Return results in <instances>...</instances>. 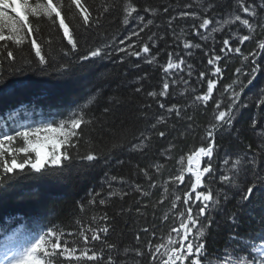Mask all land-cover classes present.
Masks as SVG:
<instances>
[{"label": "trees", "instance_id": "obj_1", "mask_svg": "<svg viewBox=\"0 0 264 264\" xmlns=\"http://www.w3.org/2000/svg\"><path fill=\"white\" fill-rule=\"evenodd\" d=\"M29 2L35 6L44 0ZM54 3L61 6L77 48L68 44L55 16L30 14L31 33L23 31L21 43L0 41V140L14 137L10 144L5 141L9 151L0 158V230L20 222L33 237L43 236L45 264H188L189 254L181 259L183 251L157 263V247L164 250L162 240L174 229L189 226L196 233L185 215L196 176L181 188L172 189L171 182L178 179L179 163H189L211 143L213 173L203 181L204 192L213 194L211 220L198 238L189 239L186 232L185 244L194 245L191 258L197 264H264L255 251L264 243V31L238 21L225 26L227 18L246 17L244 5L263 20L264 0H81L83 8L71 0ZM204 19L210 23L201 28ZM220 22L225 28L218 31ZM245 35L249 39L241 43ZM185 42L200 47L185 49ZM106 43L139 51L140 57L120 51L111 58L91 56L96 49L103 56ZM145 44L149 53L142 51ZM236 47L239 53L232 50ZM253 68L258 69L254 75ZM153 91L156 97L148 95ZM204 95L207 101L196 99ZM23 105L11 120L4 119ZM219 111L231 117L230 124L216 119ZM44 113L50 119L33 128H67L73 118H83L78 137L61 149L75 159L41 173L30 168L4 173L5 162L25 158L16 151L24 147L23 139L12 128L36 124ZM85 153L96 159L86 161ZM232 163L240 165L236 184L244 185L237 193L219 174ZM249 187L253 191L246 197ZM173 191L180 194L176 216L167 215ZM182 216L185 225L179 228ZM199 244L204 247L197 249Z\"/></svg>", "mask_w": 264, "mask_h": 264}, {"label": "snow or ice", "instance_id": "obj_2", "mask_svg": "<svg viewBox=\"0 0 264 264\" xmlns=\"http://www.w3.org/2000/svg\"><path fill=\"white\" fill-rule=\"evenodd\" d=\"M71 3L74 4L77 8H83L81 5V0H71ZM59 3H54V0H44L43 3H38L35 6L30 4L29 0H0V29L7 28L9 32H11L13 35L6 36L2 30H0V41L5 40H13L15 39L16 43L19 44L24 39L23 36L19 35V33L28 30V33H31V27L29 25V15L37 16V15H43L47 16L49 18H52L55 16L59 19V27L63 29L64 36L68 38V44L72 45V48H77V44L74 43L72 36L69 34V28L65 23V18L62 17L61 10H60ZM244 11L248 12L249 7L248 5H244ZM84 11V22L87 24L89 17L87 15V9H83ZM131 11H135V9H132ZM131 14V12H129ZM237 20L245 26L249 25V20L247 19H241L239 16H237ZM128 21L125 20V24H127ZM210 21L209 19H204L202 23L200 24L201 28H205L209 25ZM141 30H143L141 28ZM132 35H138L137 32L133 31ZM249 37L245 35L243 37V40H248ZM242 42V41H241ZM114 43V42H113ZM229 41L225 39L223 41V44L227 46ZM32 46L36 49V56L40 57L39 64H44L45 59L43 56H41V49L39 47H36L35 42L32 43ZM131 47V46H130ZM183 47L185 49H189L192 47L199 48V44L191 45L187 42L184 43ZM261 48L264 49V44L261 45ZM105 51L103 52V56H101V50L96 49L91 51V56L96 58H111V55L115 51L125 52L126 55H130L133 57H140V52L136 50L132 51H126L125 48H119L116 49L113 44L106 43L104 45ZM110 49V51H108ZM233 51L239 53L241 49L239 47H236L232 49ZM143 53H149L150 52V46L148 44H145L142 48ZM8 55H12V53H9ZM255 54H253L254 56ZM219 58L218 56L216 57ZM83 59L88 60L89 57L87 53L83 54ZM149 63L152 61L149 60ZM254 62V61H253ZM181 63H184L183 60H181ZM213 60L209 59L208 64H212ZM169 67H172L171 64H169ZM179 67V65H177ZM167 71V69H165ZM220 69H217V72H219ZM238 72H240V69H237ZM258 69L253 68L252 69V75H254ZM204 73H201V76H203ZM251 83V80L248 81ZM169 85L165 83L163 85V88L167 90ZM214 84L209 79L207 83V93L211 94L213 92ZM137 91H140L139 88L136 89ZM165 92H161L160 95H164ZM149 96L156 97V92H149ZM197 100H204L207 101L209 99L208 95L204 96H197ZM236 97H233V101H235ZM160 107L163 108L164 105L160 104ZM216 108H220V104H216ZM168 111H172L171 108L168 109ZM82 117L79 118H73L71 123L72 131H66L65 126L61 124L59 127H52L51 125H46L44 128H35L32 131H21L18 133V136L23 139L24 147L19 148L16 150L19 153H22L24 155L23 160H17L13 158L10 162V165L5 162V166L3 168L4 173H13V171L17 168H19L21 171H23L25 168H30L35 173H41L42 170H45V166H49L50 169L56 170L60 169L62 166L63 161H68L70 158L75 159V157L71 156V152L68 151V149H64V152L67 153L66 155L61 154V149L65 144L69 143V138L77 136L78 133L75 131L77 128L80 127L82 122ZM217 120L221 121L223 124L227 125L231 123V117L229 116L228 119H226V112L225 111H219V114L216 118ZM215 125H213V128ZM161 136H164V132H160ZM207 138L211 139L213 138V131L209 130L207 133ZM14 137L9 135L5 137V140H0V158L5 156V153L9 151V149H6L3 147L5 141H7L9 144L13 141ZM75 150V146H73ZM213 152V146L212 144H208L205 147H201L199 149V152L195 154L196 157V165L199 166V156L204 155L207 157H211ZM34 154V159H32L29 154ZM15 156V153L13 154ZM77 155L79 153L77 152ZM83 159L86 161H93L96 159L95 156L91 154H83ZM193 162V157H189V170H191V165ZM252 163H255V158L253 157ZM227 163V162H226ZM66 166V165H65ZM204 172H208L210 174L213 173L211 160L207 162V166L204 168ZM147 175V173H145ZM196 176V183L192 185L193 191H195L196 187L200 184L201 181V173L198 171L194 173ZM179 180L183 181V176L177 177ZM221 179L224 181H228V176L223 175L221 176ZM253 189L251 187L248 188L246 197H248L252 193ZM212 193H209L207 195H202V199L204 201H209L212 199ZM200 197H197V200H199ZM104 201L101 200L100 203H103ZM213 203L218 206L219 201H213ZM212 206L209 204H197L196 206V212L199 217H202V219H199L198 223L200 227H204L206 223H208L211 220V212L209 209ZM192 211V204H188V209L185 212V215L189 221L193 220L192 215H189V212ZM189 226H185V232L188 231ZM107 229H105L106 231ZM199 230V229H197ZM97 237L93 236L92 239H96ZM45 238L41 236L39 240H37L35 243H33L30 247L26 248L23 252L22 256L15 261V264H45V261L41 259L40 254L44 253L46 250L44 248ZM197 249L203 248V244L195 245ZM194 251V245L192 243H187V246L185 248V253L189 254V261L188 264H197L195 260L191 258V254H193ZM59 255V254H57ZM176 257H173L175 259ZM202 264V262H201Z\"/></svg>", "mask_w": 264, "mask_h": 264}, {"label": "rangeland", "instance_id": "obj_3", "mask_svg": "<svg viewBox=\"0 0 264 264\" xmlns=\"http://www.w3.org/2000/svg\"><path fill=\"white\" fill-rule=\"evenodd\" d=\"M245 14H246V17H243L242 16L241 19H247V20H249V25L253 24V30L254 31H257V30L259 32H260V30L264 31V19L262 20L260 18V15H258V12L256 13L255 11H253V12L252 11H248V12H245ZM235 21H238L239 22V20H236V18H232V19L227 18L226 19L225 26H227L228 24H231V23H233ZM239 24H240L241 27L242 26L243 27H247V26L241 24L240 22H239ZM225 26H224V24L222 22H220V24L217 26L218 27V31L223 30L225 28ZM0 30H2V31L5 30V33H7L8 35H13L11 32L8 31V29L6 27L3 28V29H0ZM21 33H19V35L22 36ZM8 35H6V36H8ZM10 41H15V39L10 40ZM241 41H242L241 43H246V41H244V40H241ZM244 56H245V54L242 56L243 59L246 58ZM65 129H66V131H72L71 124H69L67 126V128H65ZM17 153L23 155L22 153H19V152H17ZM192 157H194V155H192ZM207 162L208 161H206L204 163L203 170L207 166ZM179 164H180L179 167L181 169H180V174L178 176H182L181 170L183 172H185V171L187 172V171H189V167L190 166H189V164H187L186 165V168L184 169L183 167H181L182 166L181 163H179ZM211 165H212V162H211ZM239 166H240L239 163L238 164H234V165L232 163L231 165L227 164V166H224L223 168H221V170H219L220 177L223 176V175H227L228 176V181H230L231 187L232 188L234 187V192L235 193H237L238 191L240 192L242 190V189L239 188V186H241V187L244 186V185H239V184L237 185L236 184V181L237 180L235 179V177L240 172V169H239L240 167ZM17 169H19V168H17ZM191 170H193L192 167H191ZM210 175L211 174L209 173L207 176H210ZM179 181L180 180L177 179V181L171 182L172 189H174L175 187L177 188V185H178V182ZM220 181H221V179H220ZM242 181L245 182V179H243ZM223 182H224V180H223ZM189 183H190V178L189 177H186V180L184 181V185H187ZM203 186H204V184H203ZM170 195H172L173 198L170 200V204H171L170 208H171V211H169L167 213V215H171V213H173L176 216V205L178 204V202L180 200V196H179L180 194L179 193H176L175 191H173ZM167 196H169V195H167ZM229 199H230V197L229 198L227 197V200H229ZM183 218H184L183 216L180 217V218L178 217V220L181 222L178 225L179 228H181V227H183L185 225L184 222H182V219ZM193 218H194V221H195L196 233L194 235L192 233H190V238L191 239H193V236L195 238H198L201 235H203L204 232H205V226H206V224L204 225V227H200L199 226L198 221H199V219H202V217H199L198 214H197V212H196V214L193 215ZM197 229H199V230H197ZM18 237H19V233L18 232H12L11 234L5 235L2 238V244L0 245V264H5V260L6 259L8 260V262L6 264H15V261L18 260L22 256V254L25 251V249L28 248V247H30L37 240H39V238H37L31 244H27L24 247H21L20 242L17 240ZM182 240H183V235L181 234L180 231H177L174 235L165 237L162 240V243L164 245V250L163 251H160V249L157 247V252H159V259L157 260V263L162 262V260L164 258H166V257L168 258L169 257L168 256V252L170 250H172L171 253H174L176 251H180L182 248L185 249L186 248L185 245L184 246L180 245V242H182ZM45 244L43 246H45ZM257 252H258L259 255L264 256V245L258 246L257 247ZM185 254L186 253L184 252V255H182V258H181L182 260H185L186 259ZM40 257H41V259H43L45 261L44 257H42L41 255H40Z\"/></svg>", "mask_w": 264, "mask_h": 264}, {"label": "water", "instance_id": "obj_4", "mask_svg": "<svg viewBox=\"0 0 264 264\" xmlns=\"http://www.w3.org/2000/svg\"><path fill=\"white\" fill-rule=\"evenodd\" d=\"M182 184H183V181L180 182L179 186H181ZM198 196L200 197V199H202V196L197 195V197H198ZM207 202H209V201H207Z\"/></svg>", "mask_w": 264, "mask_h": 264}]
</instances>
